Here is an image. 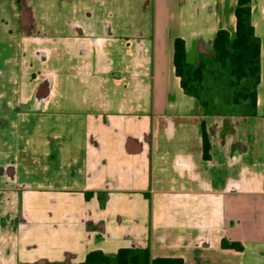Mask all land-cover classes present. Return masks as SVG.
Here are the masks:
<instances>
[{
    "label": "crops",
    "instance_id": "obj_1",
    "mask_svg": "<svg viewBox=\"0 0 264 264\" xmlns=\"http://www.w3.org/2000/svg\"><path fill=\"white\" fill-rule=\"evenodd\" d=\"M237 3L0 0V264H264V0L254 109L207 113L174 63L234 38Z\"/></svg>",
    "mask_w": 264,
    "mask_h": 264
},
{
    "label": "trees",
    "instance_id": "obj_2",
    "mask_svg": "<svg viewBox=\"0 0 264 264\" xmlns=\"http://www.w3.org/2000/svg\"><path fill=\"white\" fill-rule=\"evenodd\" d=\"M235 15V37L231 38L226 29L218 30L213 54L203 58L198 67L187 61L185 40L178 37L174 41V63L181 84L187 93L199 98L207 113L254 109L257 104L261 41L251 21V0H238ZM207 73L222 78L221 92L218 87L204 92ZM202 136L204 157L209 159L210 143L204 123ZM222 246L242 249L239 242L224 240ZM80 264H184V261L181 258H153L149 248H121L115 256L100 250L91 251Z\"/></svg>",
    "mask_w": 264,
    "mask_h": 264
},
{
    "label": "rangeland",
    "instance_id": "obj_3",
    "mask_svg": "<svg viewBox=\"0 0 264 264\" xmlns=\"http://www.w3.org/2000/svg\"><path fill=\"white\" fill-rule=\"evenodd\" d=\"M34 69V68H31ZM30 69V70H31ZM33 77L36 75L35 73H33ZM223 83L222 78H216V75H212V74H206V90L204 92H209L212 91L213 88L218 87L219 91H220V86H222L221 84ZM221 92V91H220Z\"/></svg>",
    "mask_w": 264,
    "mask_h": 264
}]
</instances>
